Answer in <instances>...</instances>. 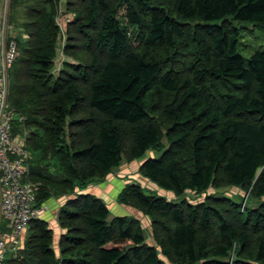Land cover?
<instances>
[{
  "label": "trees",
  "instance_id": "1",
  "mask_svg": "<svg viewBox=\"0 0 264 264\" xmlns=\"http://www.w3.org/2000/svg\"><path fill=\"white\" fill-rule=\"evenodd\" d=\"M33 1L31 38L16 37L22 54L10 102L14 134L24 125L31 131L38 204L85 189L124 155L142 159L151 149L162 154L144 160L143 175L177 197L240 186L264 198V50L247 61L242 27L230 21L264 28V0H71L79 18L70 36L84 41L87 64H67L56 78L55 12L47 10L51 0ZM118 16L138 29L137 45ZM188 37L194 47L185 49ZM157 111L164 129L151 116ZM122 193V203L152 218L157 244L175 264H264V203L244 213L228 196L177 203L140 184ZM110 216L102 199L79 193L59 210L67 231L61 254L37 219L13 264H165L135 217Z\"/></svg>",
  "mask_w": 264,
  "mask_h": 264
},
{
  "label": "rangeland",
  "instance_id": "2",
  "mask_svg": "<svg viewBox=\"0 0 264 264\" xmlns=\"http://www.w3.org/2000/svg\"><path fill=\"white\" fill-rule=\"evenodd\" d=\"M166 1L168 2L169 0ZM33 2V0H0V47L2 46L3 42H6L8 40V38L15 39L18 45V40L20 41L21 39L25 42L31 38L32 33L31 29L29 28V26L31 27V24L29 23V15L32 12L31 5L33 4ZM37 2L42 4L44 0H37ZM50 4L51 5L47 7V10L51 11L50 8L54 9L55 14L53 21L57 32L54 43L56 57L51 71L53 73V76L56 78L60 75V72L63 68H65V65L67 64L72 66L82 65V63L84 64V62H86L87 64L86 59L88 58V54L83 52L85 49L82 46L84 41H80L78 38H71L70 36V28H73L75 26V21L79 18V11L75 9L76 4L71 3V0H51ZM118 19L120 20L122 27L124 29H127L128 37H130V39L133 41L132 43L134 45H137L139 37L138 29L136 27L129 26L126 23V19L124 18V16H118ZM230 21L242 27L243 37L240 44V49L244 56L247 58V61L255 51L264 50V28H259L253 24L247 23L239 24L237 22H234L232 19H230ZM197 23L198 22H193L191 26H187V29L189 30L191 27H194ZM16 37H18V40ZM94 40L95 38L93 35V42ZM185 40H182L183 42L185 41V45L183 44L182 46V43H180L183 48L190 49L191 47H194V44L192 40L189 39V37ZM71 43L78 45V47L71 46ZM21 54L22 52L20 49V56L18 57L17 62H15L16 64L12 68L11 73L17 67L18 62L21 58ZM185 62L189 63L188 61H184L182 59L180 61V63ZM180 63H177L176 65H181ZM82 68L85 69L83 65ZM89 69L91 68H86V70ZM11 73L9 82V96H11L13 84L11 80ZM151 116H153L154 120L159 123L164 129L166 124L164 123V118L161 112L157 111L155 113H151ZM122 128L125 136L124 148L127 152L131 143V137L129 134L130 128L126 124H123ZM21 136L28 138L27 133H23V135ZM166 143L167 140L165 138L163 139V145H165ZM161 154L162 150L151 149L146 152L145 157L137 160H130L127 155H124L121 165L113 171L115 172L114 175L112 174L109 177H105L102 180L96 181L101 182V185L104 186L105 189H96L93 191L98 196H100V199H102L111 210L112 216L109 218V222H112V220H114V218L118 215L128 216L130 218L135 217L140 222L139 224L145 232L147 242L151 245L157 246V249L160 253V257L165 262V264L175 263L173 262L171 257L164 252V249L159 244H157V234L155 230V224L153 223L152 218L147 216L145 212L142 211L140 208H137L131 204L129 205L127 203H122L120 200V196L121 194H123L122 192L128 189L131 185L140 184L146 191V193L164 196L170 200L172 199L177 203L189 202L192 204H200L207 201L208 197L211 195L217 197L228 196L231 197V199L236 201L241 206L242 211L244 213H248L251 210L260 208L264 203V198L261 199L254 196L251 188H245L240 186H222L218 188L212 187L204 193L188 191L183 197H177L174 192L160 187L158 184L151 180H147V178L143 175L141 171V165L144 160L150 157H160ZM113 178L116 179L115 183H111V181H113ZM55 200L56 198L53 200L49 199V205L48 202H46L48 209L44 212L43 219L48 223L50 230L53 232L52 248H54L57 254H61V239L63 234H65L67 231L60 227L58 214L61 207H57L53 210V203ZM123 209L124 211H122ZM50 213L52 214V216L48 219ZM53 218L56 219L58 227H52L51 223L53 222ZM59 227L62 229L61 231ZM29 232H31L29 236H33V228L30 229ZM236 254L237 248L235 251L232 252L233 256H235Z\"/></svg>",
  "mask_w": 264,
  "mask_h": 264
},
{
  "label": "built area",
  "instance_id": "3",
  "mask_svg": "<svg viewBox=\"0 0 264 264\" xmlns=\"http://www.w3.org/2000/svg\"><path fill=\"white\" fill-rule=\"evenodd\" d=\"M20 56L15 39L0 47V264L21 259L23 235L31 223L43 218L46 202L38 204L39 185L30 179L32 152L27 138L15 135L17 110L10 102V73ZM24 119V117H22Z\"/></svg>",
  "mask_w": 264,
  "mask_h": 264
},
{
  "label": "crops",
  "instance_id": "4",
  "mask_svg": "<svg viewBox=\"0 0 264 264\" xmlns=\"http://www.w3.org/2000/svg\"><path fill=\"white\" fill-rule=\"evenodd\" d=\"M33 130V129H32ZM21 132V133H20ZM19 132V134H23V133H27V136H28V138H29V133L31 132L30 131V129L29 128H27L25 125H24V127L23 128H21V131ZM28 138H27V141H28ZM32 152V151H31ZM32 154H33V152H32ZM114 173L115 172H113V173H110L107 177H109V176H111L112 174L114 175ZM113 181H111V183H115L116 182V179H112ZM147 180H149V179H147ZM96 189H101V190H103V189H105V187L104 186H102L101 185V182H92V183H90L89 184V186L87 187V188H85V189H80V188H77L76 189V192L74 193V194H71L70 196H63V197H52V198H50V199H55L56 198V200L54 201V205H53V210L54 209H56L57 207H61L66 201H67V199H69V198H73V197H76L77 196V194H79V193H88V194H92V195H95V196H97V197H99L100 198V196H98L93 190H96ZM112 190V189H111ZM111 192V191H110ZM109 192V193H110ZM48 202V201H47ZM49 203L50 202H48V205H49ZM122 211H124V209L122 210ZM52 213V212H51ZM49 214V217H48V219L52 216V214ZM44 218V217H43ZM53 220V222L51 223V225H52V227L53 226H55V227H58V223H57V221H56V219L55 218H53L52 219ZM51 220V221H52ZM49 221V220H48ZM51 227V226H50ZM60 227H61V225H60ZM59 227V228H60ZM62 228V227H61ZM60 228V231L63 229H61ZM29 230H30V227H29V229L25 232V234L23 235V241H24V245H25V243H26V241H27V239H28V236H29V234H30V232H29ZM63 232V231H62ZM28 235V236H27Z\"/></svg>",
  "mask_w": 264,
  "mask_h": 264
},
{
  "label": "bare ground",
  "instance_id": "5",
  "mask_svg": "<svg viewBox=\"0 0 264 264\" xmlns=\"http://www.w3.org/2000/svg\"><path fill=\"white\" fill-rule=\"evenodd\" d=\"M14 108H15V107H14ZM15 109H16V108H15ZM16 110H17V109H16ZM107 188H108V187H107ZM111 216H112V214H111ZM111 216H110V217H111ZM41 219H42V218H41ZM109 221H110V219H109ZM112 221H113V220H112Z\"/></svg>",
  "mask_w": 264,
  "mask_h": 264
}]
</instances>
